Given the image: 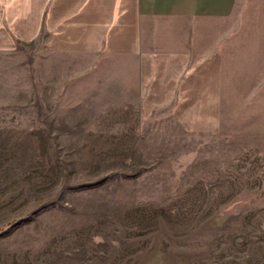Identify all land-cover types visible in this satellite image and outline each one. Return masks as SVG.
Wrapping results in <instances>:
<instances>
[{"label":"rangeland","instance_id":"obj_1","mask_svg":"<svg viewBox=\"0 0 264 264\" xmlns=\"http://www.w3.org/2000/svg\"><path fill=\"white\" fill-rule=\"evenodd\" d=\"M263 8L203 23L215 41L243 25L256 51L224 64L207 127L126 110L101 57L56 60L38 37L1 49L0 238L72 263L264 264Z\"/></svg>","mask_w":264,"mask_h":264},{"label":"crops","instance_id":"obj_2","mask_svg":"<svg viewBox=\"0 0 264 264\" xmlns=\"http://www.w3.org/2000/svg\"><path fill=\"white\" fill-rule=\"evenodd\" d=\"M240 3L0 0V50L38 37L45 56H55L56 60L60 55L101 57L108 65L103 71L114 74L107 82L117 79L118 95L124 97L121 104L128 106L126 110L156 112L168 106L165 110L180 114L182 119L194 111L199 113L200 126L207 127L224 110L229 78L224 64L245 50L248 57H254L256 51L255 36L249 34L246 47L238 48L243 25L235 23L233 31L220 34L215 41L216 25L203 23L237 21ZM262 13L264 16V8ZM8 236L14 239L21 233ZM31 246L0 238V264H94L72 263L69 257L46 255L41 252L45 249Z\"/></svg>","mask_w":264,"mask_h":264}]
</instances>
